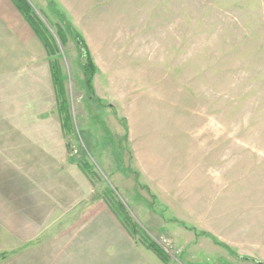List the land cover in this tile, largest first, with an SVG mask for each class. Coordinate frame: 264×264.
<instances>
[{
	"label": "rangeland",
	"instance_id": "374dc122",
	"mask_svg": "<svg viewBox=\"0 0 264 264\" xmlns=\"http://www.w3.org/2000/svg\"><path fill=\"white\" fill-rule=\"evenodd\" d=\"M28 2L68 107L16 9L37 45L0 42V264H264V0Z\"/></svg>",
	"mask_w": 264,
	"mask_h": 264
},
{
	"label": "trees",
	"instance_id": "16d2710c",
	"mask_svg": "<svg viewBox=\"0 0 264 264\" xmlns=\"http://www.w3.org/2000/svg\"><path fill=\"white\" fill-rule=\"evenodd\" d=\"M11 1L16 7V9L24 16L25 21L29 24V26L32 28V30L36 34V36L39 38L40 42L43 44L44 48L46 49L48 53V57L52 58L51 71H52V76H53V83H55L57 88H61V92L59 91L61 98L59 97L58 99L59 101H61L62 99V101H61L59 110L61 114L66 113L68 104H66V100L65 101L63 100L65 97V90L63 86L64 80H63L62 73L60 74V69H59L60 61L58 58L60 57L61 52H59L60 50L57 47L56 39L54 38L52 33L48 30L46 25L34 13L33 7L28 2V0H11ZM68 31L69 33L71 32V34L73 35V38L77 41V44L79 45V47L85 50V58L87 61V65L85 67V73L88 75L93 72L94 74L96 67L91 57L86 40L81 34H79L75 30V28H73L71 24H69ZM57 36L59 38L60 43L64 46L66 43L65 30L60 27H57ZM92 79L93 78L89 79L88 81V85L90 87H92ZM66 121L68 122L67 117L65 120L63 119V126H65V130L67 131V129L69 128H67L66 126L67 125ZM87 168L90 169V166H87ZM146 246L149 249H151L153 252L157 253L162 259L167 260L166 257L164 258L163 252L158 247H156L155 244L150 242L149 246L148 245Z\"/></svg>",
	"mask_w": 264,
	"mask_h": 264
},
{
	"label": "crops",
	"instance_id": "0c3cea01",
	"mask_svg": "<svg viewBox=\"0 0 264 264\" xmlns=\"http://www.w3.org/2000/svg\"><path fill=\"white\" fill-rule=\"evenodd\" d=\"M24 21L21 18V15L18 13L16 8L9 0H0V42H15L17 43L16 49H19L22 56L24 54V42L35 43L37 45V40L30 31V29H25ZM7 45V44H6ZM118 225L120 223L118 222ZM123 227V226H121ZM125 231V230H124ZM126 232V231H125ZM128 238L129 234H125ZM97 242H92L91 246H96ZM113 246V245H112ZM109 247V251L116 249V247ZM134 248V245L132 246ZM149 249V248H148ZM151 250V249H149ZM152 251V250H151ZM186 254L185 258L189 259V256ZM243 258V257H242ZM64 260V259H63ZM153 260L154 257H150L148 260L149 264H155ZM246 263H250V258H244ZM223 264V263H222Z\"/></svg>",
	"mask_w": 264,
	"mask_h": 264
},
{
	"label": "water",
	"instance_id": "95a60500",
	"mask_svg": "<svg viewBox=\"0 0 264 264\" xmlns=\"http://www.w3.org/2000/svg\"><path fill=\"white\" fill-rule=\"evenodd\" d=\"M258 264H263L262 262H258Z\"/></svg>",
	"mask_w": 264,
	"mask_h": 264
}]
</instances>
